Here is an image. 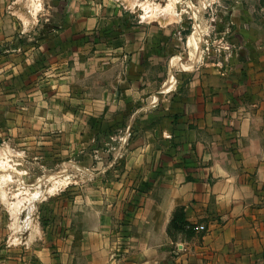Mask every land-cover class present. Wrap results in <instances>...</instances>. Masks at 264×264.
Here are the masks:
<instances>
[{
    "label": "rangeland",
    "instance_id": "374dc122",
    "mask_svg": "<svg viewBox=\"0 0 264 264\" xmlns=\"http://www.w3.org/2000/svg\"><path fill=\"white\" fill-rule=\"evenodd\" d=\"M167 5L174 18L164 14ZM10 11L18 28H68L67 56L81 63L65 97L43 98L48 112L37 105L19 113L12 102L19 98L4 99L0 174L9 177L0 180V264H92L96 209L122 210V189L136 196L153 183L133 160L153 133L147 122L167 128L187 118L188 90L203 76L214 85L215 75H239L244 90L247 46L264 45V0H19ZM17 203L25 208L14 220ZM180 215L169 234L191 232Z\"/></svg>",
    "mask_w": 264,
    "mask_h": 264
},
{
    "label": "crops",
    "instance_id": "0c3cea01",
    "mask_svg": "<svg viewBox=\"0 0 264 264\" xmlns=\"http://www.w3.org/2000/svg\"><path fill=\"white\" fill-rule=\"evenodd\" d=\"M17 1L0 0V113L10 97L19 98L12 101L19 113L37 105L48 112L43 98L65 97L81 62L67 56L68 28H18L10 11ZM253 45L244 90L239 75H215L214 85L203 76L188 90L187 118L167 128L147 122L153 133L133 160L153 183L136 196L122 189V210L96 209L92 264H264V45ZM177 209L191 229L185 236L168 233Z\"/></svg>",
    "mask_w": 264,
    "mask_h": 264
},
{
    "label": "bare ground",
    "instance_id": "6f19581e",
    "mask_svg": "<svg viewBox=\"0 0 264 264\" xmlns=\"http://www.w3.org/2000/svg\"><path fill=\"white\" fill-rule=\"evenodd\" d=\"M171 5V4H170ZM36 6V5H35ZM168 6V5H167ZM166 7V6H165ZM169 9H164V14L165 15H168L170 16V18H174L176 13H175V9L173 8V6H168ZM31 14L33 15L34 14V11L31 12ZM163 14V15H164ZM156 15V14H155ZM193 36V35H192ZM188 44L191 45L193 44L194 45V42L192 41V37L190 36L189 39H188ZM195 46V45H194ZM171 85V84H170ZM169 86V85H168ZM168 89V88H167ZM1 166V165H0ZM9 176L8 175H5V174H0V180H6ZM51 189V188H50ZM49 191V190H48ZM38 195V191L34 192L32 194V199H34L36 196ZM0 196L2 198V200H5V192L3 190L0 191ZM30 201V200H29ZM7 203V202H6ZM29 203V202H28ZM30 204V203H29ZM29 206V205H28ZM14 208V207H13ZM25 206L20 204V203H17L15 204V209H14V212H13V216H14V220H18V216L20 214V211L22 209H24ZM31 218V217H30ZM29 217L27 216L26 219L24 220V225H29ZM15 224V228H17V222L14 223Z\"/></svg>",
    "mask_w": 264,
    "mask_h": 264
},
{
    "label": "built area",
    "instance_id": "2783aa9c",
    "mask_svg": "<svg viewBox=\"0 0 264 264\" xmlns=\"http://www.w3.org/2000/svg\"><path fill=\"white\" fill-rule=\"evenodd\" d=\"M198 229H199V230H204L205 227L200 225V226H198Z\"/></svg>",
    "mask_w": 264,
    "mask_h": 264
}]
</instances>
